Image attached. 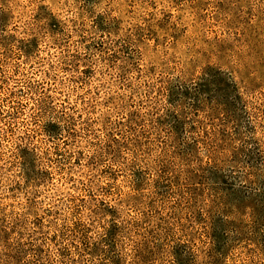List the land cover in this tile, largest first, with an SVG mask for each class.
<instances>
[{"label": "rangeland", "instance_id": "obj_1", "mask_svg": "<svg viewBox=\"0 0 264 264\" xmlns=\"http://www.w3.org/2000/svg\"><path fill=\"white\" fill-rule=\"evenodd\" d=\"M0 264H264V0H0Z\"/></svg>", "mask_w": 264, "mask_h": 264}]
</instances>
